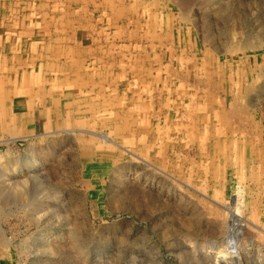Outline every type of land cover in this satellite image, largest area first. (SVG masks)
Instances as JSON below:
<instances>
[{
  "label": "rangeland",
  "instance_id": "obj_1",
  "mask_svg": "<svg viewBox=\"0 0 264 264\" xmlns=\"http://www.w3.org/2000/svg\"><path fill=\"white\" fill-rule=\"evenodd\" d=\"M110 1L111 3L105 0H63V3L79 11L77 15L83 19V25L79 29L82 33L92 32L93 28L98 29L99 25L89 29L84 27V25L89 24L92 17L95 18L96 16V18L102 19V15L105 14L106 23L109 24L110 17L111 21L113 20L111 15L116 14V9L121 12L119 16L123 12V16H125L124 26L126 27L128 25V27L133 28L135 24H139L141 19L142 25L139 24V27L145 30L150 29L151 40L148 41L156 40L158 35L161 37L168 35L169 38L173 36L174 38H172L176 42L179 39L180 47H177L178 50L174 53V56L176 55L181 61L183 57L188 58L186 56L197 52L199 57L205 58L206 71L210 75L203 76L201 75L202 72L194 73L189 76V79H183L181 82L170 77L169 84L177 87V96L170 94L173 91L165 94L161 89V84H167V81L158 80L160 82L159 90H162L158 94L161 99L167 97L165 99L167 104L166 101L161 100L157 105L160 97L155 92H151L149 89L143 91L140 90L141 87L136 86V88L134 85L128 90L129 94L126 96V102H123L125 106L121 104L123 109L120 107L99 109V115L103 114L104 116L106 112L105 116L109 118L110 114L117 112L113 116L119 118L114 119L112 117L106 120V123L101 122L94 125L95 127L92 126L93 124L89 122V119H83L85 126L78 127L79 129L98 133L104 131L128 152L112 148L106 142L76 131H73L66 139H56V137L62 135H50L46 136L47 138L21 139L9 145L5 141L8 140L10 135L8 131L11 129H6V133L2 132L4 129H2V123L4 124L2 115L0 120V140L2 141H0V155L8 153L12 161L14 163L17 161V163L14 164L11 161L12 165L11 163L9 165L1 164L0 172L5 166H21L24 163L23 160L27 156L30 157V153L47 154L43 159L39 158L41 155L37 157V159L42 160L40 161L43 168L41 167L33 172L35 175L38 174L37 177L42 175L40 178L43 179L38 178L42 183L41 187H44L45 194L51 197L46 200L49 201V205L45 206L49 207L48 212L45 211V213L39 214L40 218L37 217L38 219H27L24 217L23 212L14 210L15 206H7L9 211L4 212L7 215L1 218L3 220L0 226L5 238L9 241L8 251L11 254L8 255H11L12 264H20V262H22L21 264H37L39 261L38 264H42L43 261V264H218L216 260L218 258L217 254L220 252L226 264H264V110H261L264 109V103H262L264 102V0ZM30 2L32 0H0L2 4H0V20L3 15L10 12L27 13L28 9L25 8L27 12L24 11L22 5H28ZM57 2L62 3L61 0H57ZM39 3L38 0H35L33 4L37 5ZM112 4L116 6L115 9ZM133 4H138L140 8L151 6V12L154 10L153 14L157 12L167 22L163 20L160 26L158 21L150 22V18H146V16L141 18V14L135 13L137 6L134 7ZM99 5L101 6L98 7ZM87 9L90 12H86ZM106 23L105 25H108ZM115 23L111 22V28L108 27L106 30L107 40L111 46L116 44L119 47L123 45V41H121L123 36L121 38V35H116L115 40H113L112 32ZM51 28L52 31H59L53 29V26ZM122 28L121 31L116 29L115 33L123 32ZM158 29L160 30L158 31ZM165 29L169 30L168 34H163ZM2 36H0V46L7 47L9 41H4ZM82 37V34H80L79 38ZM160 41L162 44L158 48L155 47V54L158 55L163 52L165 54L167 51L168 41L164 40L163 42L162 39ZM257 41L258 43H256ZM246 44L249 45L246 47ZM0 50L1 59L2 54L5 52L4 49ZM164 58L166 60L168 56L166 55ZM175 62L178 61L173 60L172 57V61L166 63L173 68L177 66ZM188 63L189 61L185 65ZM200 63L201 61L198 65ZM8 66L10 67V65ZM257 73V78H254ZM146 81L151 85L156 83L154 78L151 80L146 78ZM129 83L133 84L132 82ZM185 83H187L186 89H182L181 85ZM251 83H253L252 86ZM249 86L251 87L249 88ZM192 87L196 88L192 89ZM137 90L139 91L138 98L140 96L142 99L140 101L141 105L143 103L147 107L145 108L143 105L142 110L137 109V112H139L141 120L145 119L146 121L140 126L127 125V121H132L131 118H127V115L136 113L133 112V109L137 107L138 103L135 98L129 100L130 93L131 91L137 93ZM2 91L4 92V90ZM245 91L248 92L245 93ZM62 93L65 94L66 91H62ZM191 94H194V96ZM227 94L230 96L228 97ZM246 94L250 95L252 99L250 97L249 101H246L247 99H244ZM36 95L38 96V93ZM231 95L233 98L239 99L240 104L247 108L250 121L255 122L254 125L249 122L231 125V136L239 139V146L243 151V155L238 158L225 157L219 154V151L214 150L212 147V145L215 146L213 138L203 139L200 141L203 145H200L196 134L201 130H196L194 127L192 122L195 120L194 117L190 115L192 119L186 118L187 120L183 119L184 121L180 117L184 110L191 109V105L194 107L203 100L207 103H214L207 104L208 106L214 105L223 108L221 105L227 100H231ZM16 96L15 98H13V95L11 96L12 101L15 102L21 99V96ZM152 96L154 100L150 98ZM239 96L242 98L241 100ZM189 98L191 99L190 102ZM182 99L187 103H182ZM215 102L220 103L217 105ZM6 104L8 105V100H6ZM48 104H50V100ZM62 104H65V99H62ZM153 104L155 107H153ZM184 106L186 109H184ZM11 107H14L13 110L11 109L12 113L20 116L16 104L13 103ZM84 109L86 108H81L80 111H84ZM156 109L158 111H155ZM4 111L6 112L8 109L6 110V107H4L3 114ZM75 116V113L72 114L69 121L73 122ZM133 118H135L134 114ZM42 121L41 110H35L33 122L36 129L34 134L43 133ZM149 121L153 127L158 125L162 132L158 135L156 132L148 130L147 133L149 132V137L152 139H142L147 135L146 130L149 128ZM174 125L179 128L174 127ZM185 125L190 126V128H185ZM183 126L185 129H183ZM180 128L182 129L180 130ZM69 129H71V126H69ZM164 129L166 133L163 132ZM129 130H133L135 133L130 134L128 133ZM177 130L178 132H176ZM185 134L193 135V140L189 139V136L187 138ZM165 136L167 137L165 138ZM13 137L15 136H10L9 139ZM45 140L47 142L49 140L47 145ZM27 149L30 153L27 152ZM144 155L145 157H143ZM141 156L146 160H143ZM192 164L194 165L192 166ZM56 166L57 170L55 171ZM203 167L206 168V171H203ZM22 169L25 171H22ZM22 169L19 170L22 172L11 177L13 180L21 182L23 190L27 193L23 198L25 200L21 203L33 202V200L36 203L35 199L38 198L39 193L37 183L32 180L28 181L26 178L29 173L25 168ZM53 187H56V189ZM24 191H21V193H24ZM238 197L242 201L240 213L238 214L241 226L239 233L242 234L238 238L240 241L237 240L239 242H237L235 249V255H238L237 261L230 254L228 237L226 239V236H228L229 230L228 218L230 212L235 209L236 198ZM252 207L254 208L252 209ZM251 213H255L252 218L248 215ZM53 214H58L59 218L52 216ZM43 229H56L57 235L48 239V245L51 247L53 254L51 250L49 251L51 254L48 251H45V253L41 250V252L37 251L41 244L39 232ZM69 229H72L76 236L80 237V239H77H79L78 246H81V251H77L69 242L67 234ZM58 234L61 235L58 236ZM59 239H61V242ZM62 241L66 244L65 247ZM59 244L64 248L62 247V249ZM57 252H61V254ZM43 256L44 258H42ZM224 260L223 263L225 264Z\"/></svg>",
  "mask_w": 264,
  "mask_h": 264
},
{
  "label": "bare ground",
  "instance_id": "obj_2",
  "mask_svg": "<svg viewBox=\"0 0 264 264\" xmlns=\"http://www.w3.org/2000/svg\"><path fill=\"white\" fill-rule=\"evenodd\" d=\"M61 1H62V3L57 2V0H38V2H40V3L37 5H34L33 3L35 2V0H32V2H30L28 5H24V6L22 5V8L24 11H26L28 9V12L26 11L27 13H19V12L11 13L10 12L7 15H3L1 20H0V22H1L0 23V36L3 35L2 37L4 38V41H9L8 43L6 42L8 44L7 47L0 46V49H4V52H5L2 54L1 59H0V114H1L0 120L2 118V115L4 117V124L2 123V129L3 128L4 129H3V131L1 129V131L6 133L8 129H11L10 131H8V132H10L9 137L10 136L12 137L13 135L15 136V137L10 138V139L8 137V140H6V141L3 140L5 142H7L9 145L11 143H14L15 141L21 140V139L22 140H26V139L31 140L34 138H43V137L50 136V135H55V136L56 135H62L61 137H56V139H62V138L66 139V138H68L67 136H70L71 133H73V131H76V132H80V134L81 133L82 134H88V135H90L89 137L92 136V137H94V138H96L102 142H106L112 148H116V149H119L120 151L128 152L126 149H124L122 147V145H120L118 142H116V140H114V138L112 139V138H110V136L108 134L104 133V131H103V133H98L95 131L79 129V128H82L79 126H85V121L83 119H89V122H91V124H93L92 126H94V125H98V123L100 124L101 122L106 123L107 122L106 120L111 119L112 117L114 119L119 118L118 116H115V117L113 116L117 112L115 114H112V115L109 113L110 114L109 118H107L105 116L106 112L104 113V116H103V114L99 115V109H101V108L111 109L114 107L122 108L121 104L124 105L123 102H126L125 101L126 96H128V94H129L128 90H130V88L133 87L134 85H135V87L136 86L141 87L140 90H143V91L149 89V91L155 92L157 94V96H159V97H160V95L158 93L161 92L162 90H163V92H165V94H169V91L170 92L173 91L170 94L176 95V91L178 89H176L177 87H174L173 85L169 84V82H170L169 78L170 77L177 79L181 82V81H183V79H185V80L189 79V76L191 74H194V73L202 72L201 75H203V76L210 75V73H208L206 71V63L204 62L205 58L203 59V58L199 57V54H197V52H196V54L192 53V54H189L188 56H186L188 58L183 57V60H181V61L177 58L176 55L174 56V53H176V51L178 50L177 47H180L179 39H178V42H176V41H174L173 36H172L173 38L172 37L169 38L168 35H165V36L163 35L162 37L158 35L156 40L148 41V40H151L150 39V37H151L150 29L147 28V30H145L142 27H139V24H141V19L139 21V24L138 25L135 24L133 28H130L131 26L128 27V25L126 27V26H124L125 25V20H124L125 16H123V12H122L121 16H119V14L121 12H120V10L117 11V9H116L115 10L116 14L114 13L113 15H111V16H113V20L111 21V17H110L109 22L110 23L116 22L113 25L114 26V30L112 32V36L114 37L113 40H115L116 35H121V38L123 36V38L121 40V41H123V45H121L122 47L121 46L118 47L116 44L111 46L110 44H108L109 42L107 40V33H106V30L108 29V27L111 28V25H110V23L109 24L106 23V15L105 14L102 15V19L101 18L98 19L94 15L95 18L92 17L89 20V24L88 25L86 24L87 26L84 25V27L88 28V29L99 25L98 29L93 28L94 30H92V32L87 31V32L82 33L79 31V29H80V26L83 25V19L78 17L77 13H79V11H76V8H73L71 6L70 7L66 6V4L63 3V0H61ZM105 1L108 3H111L110 0H105ZM160 2H161V0H160ZM67 4H69V3H67ZM77 5H78V3H77ZM112 5L115 9L116 6H114V4H112ZM151 5H152V3H151ZM100 6L101 5H99L98 7H100ZM133 6L134 7L137 6L135 8V13L137 12L138 14H141V16H140L141 18L146 16V18H150V22H152V21L157 22L158 21L160 26L162 25L163 20H164V22H167V21H165V19L162 18L161 15H158L157 12H155V14H153L154 10H152V12H151V10H150L151 6H149V7L145 6L143 8H140L138 6V4L137 5L133 4ZM93 7H95V6L93 5ZM25 8H27V9H25ZM111 9H113V8H111ZM149 10H150V12H149ZM82 11L85 12L84 10H82ZM87 11L90 12L89 9H87L86 12ZM1 13H3V12H1ZM93 13H94V11H93ZM125 15H127V14L125 13ZM5 17H6V19H4ZM87 17H90V16H87ZM180 18H181V16H180ZM108 19H109V17H108ZM176 19H177V17H176ZM182 21L185 22V20H183V19H182ZM105 23L108 25H105ZM121 24H123V25L121 26ZM144 24L146 25L145 21H144ZM52 26H53V29H58L59 31H52V28H51ZM121 28L123 29L122 30L123 32L115 33L116 29H117V31L118 30L121 31ZM159 30L160 29H158V31ZM158 31H156V32H158ZM168 32H169V30L165 29V33L163 31V34H168ZM151 33H152V31H151ZM80 34H82V36H83L82 38H79ZM179 35H180V32H179ZM250 38H253V37H250ZM160 39H162L163 42H164V40H167L168 43L166 46L167 47L166 53L164 54V52H163V53H160V55H158V54H155L156 53L155 47L158 48L159 45L162 44ZM254 40H256V39H254ZM4 41L2 40L3 43H4ZM243 41H245V40H243ZM146 42H147V44H146ZM182 42H184V41H182ZM253 42H255V41H253ZM256 43H258V41ZM182 45L184 46V44H182ZM248 45L249 44H246V47ZM258 46H259V44H258ZM246 47H245V49H246ZM180 50H182V49H180ZM0 52H1V50H0ZM170 53H171V55L169 56ZM166 55L168 56V58L165 60L164 57ZM172 57H173V60L178 61L177 63L175 62L177 66H175L173 68L170 67L168 65V63H166L167 61H169V63H170V61H172ZM188 61H189V63L187 65H185L186 62H188ZM199 61H201V63L198 65ZM192 62H194V63H192ZM8 65H10V67ZM178 66H180V67L178 68ZM220 73H221V71H220ZM221 75H222V73H221ZM230 75H231V73H230ZM244 76H245V73H244ZM257 76H258V73L254 78H257ZM194 77H195V75H194ZM146 78L149 80L154 78L156 83L153 85H155V86L148 83L146 81ZM162 79L164 80V82L167 81V84H163V85L161 84L162 90L160 91L159 90V83L160 82L158 80H162ZM144 80H145V82H144ZM129 82H132L133 84H131ZM252 82H253V80H252ZM255 83H257V82H255ZM186 84L187 83L181 85L182 89L183 88L186 89V87H185ZM252 84L253 83H251V86H252ZM222 86H224V85H222ZM251 86H249V88ZM196 87H194V88H196ZM207 87H208V85H207ZM194 88L192 87V89H194ZM2 90H4V92ZM41 90H44V92H43L44 95L49 94V99H50V106H47L46 109H44V110L42 107H40L41 100H39L37 97H35V94ZM207 90H208V88H207ZM256 90H254V91L256 92ZM62 91H66V93L64 94V93H62ZM205 91H206V89H205ZM246 92H248V91H245V93ZM255 92H251V93H255ZM181 94H182V92H181ZM242 94H243V92H242ZM12 95H13V98H15L16 95L18 97L21 96V99H18L14 102V101H12V99H13L11 97ZM138 95H139L138 90H137V93L135 91H134V93H132V91L130 93L129 100L131 101L133 98H135V100L138 103L136 105L137 107L135 106L136 108L133 109V112L135 111L136 113H132V114L127 115L128 116L127 118H131V120H132L131 122L127 121L128 122V123H126L127 125L140 126V124H144V122L146 121L145 119L141 120V118L139 117V112H137V109H139L140 111L142 110L143 105L145 108H147L145 104L142 103V105H141L140 101L142 99L140 96L138 98ZM243 95H245V94H243ZM243 95H242V97H243ZM192 96H194V94ZM229 96L230 95H228V97ZM189 97L191 98V96H189ZM250 97H251L250 95L246 94V98H244V99H247L246 101H249L248 99ZM150 98L152 100H154L153 96ZM218 98H219V96H218ZM231 98H232L231 100H227L223 105L220 104L223 108H219V106L215 107L214 105H211L214 108L211 106H208L207 104H210V103L214 104V103L213 102L207 103V102H204V100H203V102L202 101L199 102L194 107H193V105H191L192 108L187 109V111L184 110V109H186V107L184 106V109L182 107V109L184 111L180 117L182 118V120L186 119V118H191L190 115H192L194 117L195 120L192 121L194 127L196 128V130L197 129L201 130L200 132H198V134H196L200 145L201 144L203 145L202 142L200 143V141H202L203 139L206 138V140H208L209 138H213V141H215L214 142L215 146L212 145L214 150L216 149L217 151H219L218 153L221 154L222 156L238 158V157H241L243 155V151H242L241 146H239V142H240L239 139L233 138L231 136V134H232L231 133V125L239 124L241 122L242 123L243 122H249L251 125H254L255 122L252 120L250 121V118H249L247 110H246L247 108H244L240 104V101H238L239 99L233 98L232 95H231ZM239 98H240V100L242 99L240 96H239ZM62 99H65V104H62ZM165 99H161V97L158 98L157 105L160 103L161 100L166 101V104H167V100H165ZM169 99H171V98H169ZM251 99H252V97H251ZM6 100H8V105L6 104ZM216 100H217V98H216ZM190 101H191V99L189 100V102ZM216 102H218V101H216ZM13 103L16 104V107L18 108V110L17 109L16 110L19 111L20 116L19 115L16 116L15 114L12 113L13 112L12 110L15 107V106L11 107V105ZM182 103H187V102H185L184 99H182ZM219 103H216V104L219 105ZM262 103H264V102H262ZM245 104H244V106H246ZM4 107H6V110L8 109V111H6V112L4 111L5 113L3 114V108ZM84 107L86 109H84V111H80V109L84 108ZM153 107H155V105ZM159 107H161V106H159ZM247 107H249V106H247ZM157 108H158V106H157ZM37 109L41 110L42 116L43 115L46 116L45 121L44 122L42 121L43 123L41 124L42 130H43V133H41V134L40 133L34 134L36 128H35V124L33 122V117H34V112ZM188 110L190 111V113ZM261 110H264V109L262 108ZM155 111H158V110L156 109ZM125 112H127V111H125ZM74 113L76 114V116H75V118H73V122H70L69 119H70V117H72V114H74ZM133 114H134L135 118H133ZM158 115H157V117H158ZM22 118H24V120H22ZM135 120H137V121L135 122ZM176 123H174V124H176ZM183 123H185V122H183ZM179 124H178V126L181 125V124L180 125ZM121 125H124V124H121ZM172 125H173V123H172ZM187 125H188V123H187ZM69 126H71L72 130L69 129ZM150 126H152V125L149 121V123H148L149 128H147L146 133L148 130L154 131L157 134L162 132L158 128L159 127L158 125L156 127L152 126L153 128L152 127L150 128ZM175 126L176 125H174V127ZM178 126H176V127H178ZM191 126H192V123H191ZM125 127H126V125H125ZM186 127H188V126L185 125V128ZM185 128L183 126V129H185ZM189 128H190V126L188 127V129ZM181 129L182 128H180V130ZM174 130H175V128H174ZM48 131H50V132H48ZM237 131H238V129H237ZM163 132H165V129L163 130ZM176 132H178V130ZM188 132H190V131H188ZM128 133L134 134L135 132L133 130H129ZM148 133H147L146 137L145 138L142 137V139L148 140L149 138H151V137H149ZM185 135H187V134H185ZM242 135H244V134H242ZM182 136H183V134H182ZM188 136H189V139L193 140V138H192L193 135L190 136L188 134L187 138H188ZM166 137L167 136H165V138ZM242 138H243V136H242ZM252 139H253V137H252ZM49 140H48V142H49ZM169 140L170 139L168 138V141ZM41 141H42V139H41ZM5 142H3V143H5ZM45 142H47V141L45 140ZM48 142L46 143V145L48 144ZM152 142H154V141H152ZM252 142H253V140H252ZM257 143H258V141H257ZM39 144H42V143H39ZM156 144H157V142H156ZM46 145H45V147H46ZM166 145H167V143H166ZM41 147H42V145H41ZM159 147H161V146H159ZM44 149H46V148H44ZM139 151H141V150H139ZM159 151H160V149H159ZM27 152H29V150ZM115 152H117V151H115ZM150 152H151V150H150ZM246 153H245V155H246ZM40 155H41V153H39V152L30 153V157L27 156L28 158L26 157V159L23 160L24 163L21 166H19V165L13 166V167L5 166L1 170V172H0V180H1L0 181V183H1L0 184V224L2 223V220H3L1 218L3 216L5 217L7 215V214H5L6 213L5 211L8 210L7 206H9V205L15 206L14 210H18V211L23 212L25 215L24 217H26L27 219H32V218L36 219L37 217L40 218L39 214H42V212L45 213V211L48 212L49 207H45V206L49 205V201H46V200L51 198V197L48 194H45V192H46L45 188L41 187L42 183L39 181L38 178H40L42 175L41 176L39 175V177H37L38 174L35 175L33 172V171L38 170L42 167V162H41L42 160L37 159V157ZM46 155L42 154L41 157H39V158L43 159V158H45ZM9 156L10 155H8V153H6L5 155H0V165L1 164L9 165L12 161V159ZM141 157H139V158H141ZM143 157H145V155ZM143 160H146V159L143 158ZM143 160H141V161H143ZM15 163H17V161ZM57 163H58V161H57ZM57 163H56V165H57ZM143 163H144V161H143ZM60 164H61V162H60ZM11 165H12V163H11ZM193 165L194 164H192V166ZM22 168H25L26 171L29 173L26 179H28V181L32 180L33 182L37 183L36 185L39 189V193H38V198L35 199L36 203H34L33 199H31V200H33V202L27 201V203H21V201L23 202V200H25L23 198L25 197L24 195H26L27 193H25V191L23 190L22 184H20L21 182H19L17 180L15 181V179L13 180L11 177L13 175H16L19 172L25 171ZM60 168H62V167H60ZM20 169H22V171H19ZM203 169H204V167H203ZM205 169L203 171H206ZM56 170H57V166L55 168V171ZM178 170H179V168H178ZM203 173H205V172H203ZM119 175H118V177H119ZM263 178H264V176H263ZM22 179H24V178H22ZM40 179H43V178H40ZM121 179H123V178L121 177ZM121 181H123V180H121ZM124 182H125V180H124ZM124 182H122V183L124 184ZM119 183H121V182H119ZM54 189H56V187ZM21 191L22 192L24 191V193H21ZM58 194H59V190H58ZM56 196H57V194H56ZM19 202H20V205H19ZM241 203H242V201L240 200V198L239 197L236 198L235 209L233 212H230V215L228 218L229 230H228V236H226V239L228 237V246L230 248V249L229 248L228 249L230 250V254L236 260L238 259V255H235V249L237 246V242L240 241L238 238L242 234V233L241 234L239 233V229L241 226H240V219L238 216V214L240 213L239 211L241 209L240 208ZM72 207H68V208H72ZM253 208L254 207H252V209ZM13 212L15 213V211H13ZM248 215L250 218H252V217H254L255 213H251ZM52 216H55L57 219L59 218L58 214H55V215L53 214ZM65 219H67V218H65ZM77 222H79V221L77 220ZM77 222H76V225H77ZM79 225H81V224H79ZM44 227H47V226H44ZM78 229H79V227H78ZM55 231H56V229L55 230L43 229V230H41V232H39L40 233L39 234V238H40L39 240L41 241L40 242L41 244L38 247L39 249H37V251H39V252L44 251V253H45V251L49 252L51 250V253H52V249H50L51 247L48 245L49 244L48 239H51V237L57 235V232H55ZM58 231H59V229H58ZM67 234L69 236V238H68L70 240L69 242L73 245V247L77 251H81V246L80 245L78 246L80 237H77L76 233L72 229H69ZM59 235H61V234H58V236ZM77 238H79V239H77ZM60 240L61 239H59V241ZM237 240H239V241H237ZM53 242H55V241H53ZM64 242H66V241H64ZM62 243H63V241H62ZM8 245H9V241L5 238L4 233L2 232V229L0 226V264H12L11 255H8V254H11L8 251V248H9ZM50 245H52V244H50ZM64 245H66V244L63 243V246ZM59 246H60V244H59ZM240 248H241V246H240ZM53 250H55V249L53 248ZM59 250H61V249L59 248ZM239 251H242V250H239ZM61 252L60 253L57 252V253L61 254ZM215 253H217V252H215ZM220 254H221V252L217 254L218 256L216 255L218 257L216 260L218 262V264L219 263L222 264L223 260H224V257ZM240 256H241V254H240ZM42 258H44V256ZM45 259H47V258H45ZM23 260H25V259H23ZM28 260H29V258H28ZM15 262H16V260H15ZM43 262H42V264H43ZM46 262H47V260H46ZM21 263L22 262H20V264ZM38 263H40V261L37 262V264ZM225 264H226V261H225Z\"/></svg>",
  "mask_w": 264,
  "mask_h": 264
},
{
  "label": "crops",
  "instance_id": "obj_3",
  "mask_svg": "<svg viewBox=\"0 0 264 264\" xmlns=\"http://www.w3.org/2000/svg\"><path fill=\"white\" fill-rule=\"evenodd\" d=\"M43 92H44V90L39 91L38 96L36 95L35 97H37L39 100H41L40 107H42L44 110V109H46L47 106H50V104H48V101L50 99H49V94L44 95ZM34 114H35V112H34ZM45 117H46L45 115L42 116L43 122L45 121Z\"/></svg>",
  "mask_w": 264,
  "mask_h": 264
}]
</instances>
